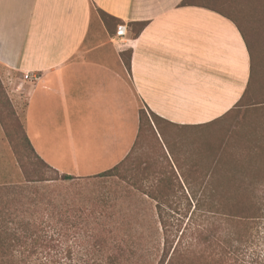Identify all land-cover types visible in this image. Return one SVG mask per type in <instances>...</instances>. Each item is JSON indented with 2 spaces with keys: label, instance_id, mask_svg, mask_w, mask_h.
<instances>
[{
  "label": "crops",
  "instance_id": "1",
  "mask_svg": "<svg viewBox=\"0 0 264 264\" xmlns=\"http://www.w3.org/2000/svg\"><path fill=\"white\" fill-rule=\"evenodd\" d=\"M183 1L0 0V75L44 163L60 175H98L132 153L142 109L189 132L236 107L251 75L239 22ZM99 12L120 22L114 34ZM152 125L178 174L175 150L162 143L171 137Z\"/></svg>",
  "mask_w": 264,
  "mask_h": 264
},
{
  "label": "rangeland",
  "instance_id": "2",
  "mask_svg": "<svg viewBox=\"0 0 264 264\" xmlns=\"http://www.w3.org/2000/svg\"><path fill=\"white\" fill-rule=\"evenodd\" d=\"M202 4L232 14L226 7L230 0H194ZM251 4L260 0H241ZM111 34L120 22L97 14ZM264 39V38H263ZM260 48L253 45L255 65L261 61L264 73V49L262 60ZM128 60L126 55L125 61ZM4 81V82H3ZM264 80L260 84H262ZM8 83L0 75V129L2 145L0 147V207L2 212L16 213L26 223L40 224L37 218L46 224L40 229L45 234L47 245L39 247L30 257L24 256L26 264H107L102 253L103 243L91 238L81 230L68 228L66 218L75 212L73 206L83 209L102 201L107 204L103 210H97L96 217L105 218V226H92L91 232L106 235L118 234L124 237L128 248L129 264H159L163 255L165 237L174 246L184 233L185 241L191 243L193 233L202 228L217 227L221 240L215 241L211 254L225 264H264V218L255 220H232L222 215H209L194 211L196 200L188 191L172 194V207L157 209L156 201L146 192L158 185V181L169 174L171 162L164 148L154 136L152 123L161 131L168 133L170 140L163 144L177 163L179 173L190 174L196 165L214 167L217 156L228 154L217 162L218 167H237L252 171L262 170L257 177L240 174L233 177H216L222 184L254 183L264 184V105L240 107L218 122L201 126L193 131L172 129L159 123L150 113H145L143 133L134 149L122 175L126 178H99L98 175L75 178L73 181H53L28 184V180L59 178L52 169L46 167L33 153L25 141L23 125L8 95ZM258 103H264L260 96ZM173 147L175 148H171ZM171 146V147H170ZM169 148V149H168ZM170 150V151H169ZM229 152V153H228ZM230 154L238 155L230 159ZM255 156V158H250ZM181 162V163H178ZM186 171V172H185ZM157 173V174H156ZM192 173V172H191ZM190 180L192 177H187ZM181 182L183 180L181 179ZM177 184L179 182H176ZM263 183V184H262ZM138 186L143 187L139 189ZM261 188H264L261 186ZM264 198L263 193H258ZM105 201V202H104ZM102 203V204H103ZM197 210V209H196ZM74 212V213H72ZM86 212V211H85ZM161 212V215H160ZM64 217L63 221H61ZM107 218V220H106ZM34 227V225H31ZM201 231V230H200ZM240 231L242 240L229 243V233ZM194 235V236H193ZM234 241V240H232ZM195 241L193 242V244ZM199 249V248H198ZM198 251V250H197ZM199 251H201L199 249ZM198 251V252H199ZM22 258H18L20 261Z\"/></svg>",
  "mask_w": 264,
  "mask_h": 264
},
{
  "label": "trees",
  "instance_id": "3",
  "mask_svg": "<svg viewBox=\"0 0 264 264\" xmlns=\"http://www.w3.org/2000/svg\"><path fill=\"white\" fill-rule=\"evenodd\" d=\"M241 0H230L229 4L226 7L232 14H227L225 8L223 10L215 9L214 7L205 6L202 4H196L194 0H184L182 5L188 6H200L205 7L222 14L228 15L230 18L239 22L238 26L242 31V34L245 37L248 49L251 56V75L248 83V87L242 99L238 102L235 108L230 110L224 117L231 114L234 110L240 107H248L247 105L263 106L264 103H258L260 96L264 97V73H262L261 61L259 62V67H257L254 61L253 56V45L260 48L258 51L261 60L263 53L261 52L264 49V0H260L257 3L252 2L248 4L241 3ZM102 13V12H101ZM103 15H106L103 13ZM107 16V15H106ZM109 17V16H107ZM111 18V17H110ZM115 20L114 18H111ZM117 21V20H115ZM126 66L130 68V59L126 61ZM145 110L140 111V132L138 135V140L136 146L140 142L143 133V122L145 116ZM150 115L156 119L158 117L150 112ZM220 119V120H221ZM218 120V121H220ZM24 130V129H23ZM154 131V130H153ZM24 137L28 146L31 148L35 154L25 132ZM154 136L158 139L156 133ZM134 147V149L136 148ZM134 150L132 151V153ZM130 153L122 162L117 166L99 174V178H126L125 175H122V169L125 166V163L131 159ZM229 153V152H228ZM36 155V154H35ZM228 155L225 153L217 156V162L222 161V157ZM37 156V155H36ZM230 159H237L239 156L230 154ZM37 158L48 168L46 163H44L38 156ZM250 158H255V156H250ZM217 162L214 167L208 165L198 164L195 167L194 171H191L190 174L184 173L183 176L174 170H172L168 175L158 181V185L150 188L146 195L150 197L153 201L157 203V209L162 210L164 206L172 207L175 199V196L172 197V194H177L178 191H184L189 193L192 199L196 200V206L194 211H200L212 216L222 215L228 219L232 220H255L264 218V198L259 197L258 193L264 194V188H261L263 185L249 183L242 184H222L221 182L217 183L215 181L216 177H233L239 176L240 174H247L248 176L257 177V175L262 173V170H244L237 167L225 168L217 165ZM57 176L58 172L52 169ZM186 172V171H185ZM157 174V173H156ZM187 177H192L189 180ZM120 178V179H121ZM181 179L183 182H181ZM73 181L74 177L69 175H61L59 178L52 179H37V180H28V184L31 183H43V182H53V181ZM176 182H179L178 184ZM139 189L143 187L138 186ZM105 202V201H104ZM100 201L91 207L85 206L87 209L73 206L72 209H79L77 214L76 212L73 215L66 218V224L68 228L80 229L84 236L85 233L88 234L91 238L101 241L103 243L102 253L106 257L107 264H129L128 263V248L124 245V237L115 234V235H106L104 232L95 233L91 232L90 229L92 226H98L100 228L105 226L104 219L96 217L97 210H103L107 207L106 203ZM197 209V210H196ZM86 211V212H85ZM161 215V212H160ZM20 217L16 213L2 212L0 207V264H26L23 262L24 256L30 257L37 252L39 247H44L47 245L45 234H42L40 229L46 224V221L41 218H37L40 221V224L35 222L34 224L26 223L23 220L19 219ZM63 221L64 217L61 218ZM107 220V218H106ZM34 225V227H31ZM201 230V231H200ZM195 231L193 234L194 237L189 243L185 241V235L182 233L179 238L178 243L174 246V243H169L168 237H165L163 255L159 264H225L221 259H217L211 254V249L215 241L221 240L220 230L215 226L212 229L209 227L202 228ZM229 243L241 241L242 237L240 231L236 233H229L227 240ZM234 240V241H232ZM195 243L193 244V242ZM201 251H199V249ZM199 252H198V251ZM18 258H22L20 261H17Z\"/></svg>",
  "mask_w": 264,
  "mask_h": 264
},
{
  "label": "built area",
  "instance_id": "4",
  "mask_svg": "<svg viewBox=\"0 0 264 264\" xmlns=\"http://www.w3.org/2000/svg\"><path fill=\"white\" fill-rule=\"evenodd\" d=\"M126 34V27L125 26H120L118 28V31H117V35L118 37L120 38H123ZM23 79L25 81H33V82H37L40 80V76L36 75V74H31V73H26L23 75Z\"/></svg>",
  "mask_w": 264,
  "mask_h": 264
}]
</instances>
